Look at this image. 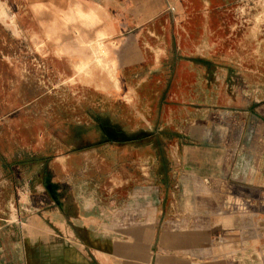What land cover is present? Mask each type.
I'll list each match as a JSON object with an SVG mask.
<instances>
[{"label":"crops","instance_id":"0c3cea01","mask_svg":"<svg viewBox=\"0 0 264 264\" xmlns=\"http://www.w3.org/2000/svg\"><path fill=\"white\" fill-rule=\"evenodd\" d=\"M240 1L0 0V264L242 240L220 193L264 207V17Z\"/></svg>","mask_w":264,"mask_h":264},{"label":"rangeland","instance_id":"374dc122","mask_svg":"<svg viewBox=\"0 0 264 264\" xmlns=\"http://www.w3.org/2000/svg\"><path fill=\"white\" fill-rule=\"evenodd\" d=\"M263 3V4H261ZM263 6V7H262ZM237 8H239V11L236 12ZM255 8L256 11H260L261 17L260 20L264 17V0H243L242 2L236 6L234 10V17L238 20L239 26L245 25L246 23H243L239 21L241 19L240 13L241 11L249 10ZM254 10L251 12L253 13ZM242 20V19H241ZM248 20V19H245ZM99 66L103 69H107L109 74L114 78L115 77V68L113 67V70H111V67H107L105 64H99ZM109 75H107L108 77ZM116 84V81H115ZM239 192H224L220 193L221 196V205L222 208L227 212H233L237 211L240 213H243L247 218L244 219V224L242 225V228L240 229L239 237L242 238V240L234 246L227 245V248L223 246L220 242V237H218L216 240L213 241V246L216 248V253L222 256L223 259H216L215 262L212 264H264V223H250V217L256 216L261 214V216H264V207H262L261 203L262 198L260 197L261 194L258 193H252V192H244V196L247 195V197L251 198L252 200H245L241 202L235 203L236 196L240 195ZM255 196V200L253 197ZM259 198H261V201H258ZM257 200V201H256ZM168 212H171L169 209ZM199 219H204V217H201ZM264 219V217H262ZM198 226V225H197ZM256 236H259L260 239V245L259 247L254 245V242H252L253 238H256ZM223 238V237H222ZM166 244H164L165 246ZM164 251L160 255V257L167 258L169 260L173 258H179L181 260L189 261L194 264H207V259L200 258L198 256L196 257H187V255H178L176 251H169L166 247H161ZM228 252V253H227ZM227 256V257H226ZM218 257V258H220ZM211 264V263H210Z\"/></svg>","mask_w":264,"mask_h":264},{"label":"bare ground","instance_id":"6f19581e","mask_svg":"<svg viewBox=\"0 0 264 264\" xmlns=\"http://www.w3.org/2000/svg\"><path fill=\"white\" fill-rule=\"evenodd\" d=\"M261 4H263V3H261ZM262 7H263V6H262ZM90 44H92V43H90ZM90 46H91V45H90ZM103 49H104V48H103ZM91 50H92V49H91ZM98 51H99V50H98ZM103 52H104V51H103ZM96 54H97V53H96ZM102 57H103V56H102ZM95 58H96V56H95ZM97 58H98V57H97ZM92 60H94V59H92ZM88 61H89V60H88ZM83 62H84V61H83ZM96 62H97V61H96ZM97 63H98V62H97ZM98 64H99V63H98ZM100 64L103 65V64H105V63H102V62H101ZM106 66H107V67H110V65H109L108 63H106ZM84 67L86 68V66H84ZM85 68H84V69H85ZM87 68H88V67H87ZM111 70H113V67H111ZM83 71H84V70H83ZM85 71H86V69H85ZM76 219H77V218H76ZM77 220H78V219H77ZM79 221H80V220H79ZM78 223H79V222H78ZM78 225H79V224H78ZM80 226H81V225H80ZM96 228H97V227H96ZM103 230H104V229H103ZM105 232H107V231H105ZM119 240H120V239H119Z\"/></svg>","mask_w":264,"mask_h":264},{"label":"built area","instance_id":"2783aa9c","mask_svg":"<svg viewBox=\"0 0 264 264\" xmlns=\"http://www.w3.org/2000/svg\"><path fill=\"white\" fill-rule=\"evenodd\" d=\"M244 23H246V22L244 21ZM175 153L177 154V148L175 149Z\"/></svg>","mask_w":264,"mask_h":264}]
</instances>
